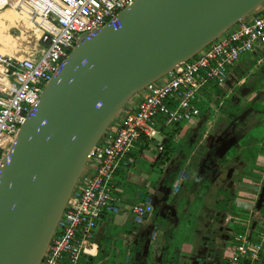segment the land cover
I'll use <instances>...</instances> for the list:
<instances>
[{"label": "water", "instance_id": "water-1", "mask_svg": "<svg viewBox=\"0 0 264 264\" xmlns=\"http://www.w3.org/2000/svg\"><path fill=\"white\" fill-rule=\"evenodd\" d=\"M254 11L264 0H135L83 35L3 156L0 264H41L91 151L132 96ZM263 204L264 181L257 209ZM207 240L209 255L193 264H219L216 234Z\"/></svg>", "mask_w": 264, "mask_h": 264}, {"label": "crops", "instance_id": "crops-1", "mask_svg": "<svg viewBox=\"0 0 264 264\" xmlns=\"http://www.w3.org/2000/svg\"><path fill=\"white\" fill-rule=\"evenodd\" d=\"M7 8L3 7L0 13L6 12ZM18 11L22 13L20 9ZM28 16L26 17L35 23L37 26L35 28L41 32L39 28L41 25L37 21L40 16L36 18L31 14ZM1 29L0 46L3 47L0 48V52L18 56L17 37L9 33L10 27ZM253 52L262 54L255 65L261 66L260 72L264 76V49ZM234 66V77L227 81L228 89L212 80L200 89L194 102L200 107L201 114L194 122L162 128L158 139L163 140V150L159 148L158 140L142 137L136 141L132 152L122 158L113 181V192L120 194L121 200L109 203L105 207L93 236L94 249L91 254H83L77 264L81 260L85 263L88 257L95 261L94 264H107L106 262L111 263V260H115L116 264H136V256L131 253L135 245L139 247L138 264L143 262L149 249L154 252L150 253L149 261L160 262L163 251H166L177 254L173 261L171 254L165 257L167 260L163 259L168 264H193L194 259L200 256L207 258L206 253L209 255L210 246L203 244L213 233L216 234L217 246L226 238L233 239L231 249L233 253L237 245L234 235L244 232L249 221L257 228L255 240H258L260 234L258 230H262V225L255 221L254 214L258 210L256 204L264 180L253 183L246 177V173L252 164L251 152L256 149V143L261 144V141H253L255 136L251 130L254 123L252 119L257 112L264 116V96L256 99L259 91H264V80H253L252 68L243 71L241 65ZM216 86L227 91L226 97L222 98L215 91ZM229 97H232L236 106L241 109L236 118H231L221 109L223 102ZM245 98H248L249 104L245 103ZM257 103H260L262 108L257 107ZM202 104L205 108L201 107ZM217 114L223 115V120L215 125V131H211L210 127L215 123H211L209 119ZM245 117L247 121L243 124L240 121ZM206 123H209V128L205 127ZM165 157L169 159L166 160ZM142 160L147 161L148 166H142ZM164 161H171L173 167L166 169ZM191 168L196 171L193 178L197 182L200 179L207 182L204 185L199 184L202 187H198V183L193 184L195 193L189 194L188 187V190L180 193L182 177ZM230 169L232 172L229 174ZM160 170L168 174L175 172L177 175L173 177L172 182L178 179V184L171 182L167 185L171 184L169 189L160 190L159 181L162 178ZM155 197L159 199L167 197V200L152 215L135 219L133 206L136 203L149 202ZM217 212L221 214L217 216ZM157 215L162 218L159 223ZM222 215L224 223H220ZM235 219L243 223L238 230L228 227V223ZM152 221L153 225L147 227L144 232L146 223ZM219 231L222 234H219ZM138 237H145V240L140 243ZM218 252L219 249L212 261L219 257Z\"/></svg>", "mask_w": 264, "mask_h": 264}, {"label": "built area", "instance_id": "built-area-1", "mask_svg": "<svg viewBox=\"0 0 264 264\" xmlns=\"http://www.w3.org/2000/svg\"><path fill=\"white\" fill-rule=\"evenodd\" d=\"M24 1V0H23ZM30 0L32 15L38 7L46 8L50 28L41 27L40 49L28 52L23 58L0 52V66L7 85L0 86V165L3 156L13 145L20 126L32 113L41 92L65 62L78 40L85 33L100 28L115 18L135 0ZM6 4H10L8 1ZM264 49V11L247 22H238L226 30L196 56L180 63L163 83L146 86V95L138 104L124 108L116 119V133L106 143L99 142L91 151L95 164L86 172L82 186L72 194L62 215L59 233L54 235L41 264H77L83 254H91L93 236L109 203L121 200L112 190L116 170L123 157L132 152L142 137L159 140L163 127L189 124L201 114L194 100L208 81L229 88L227 81L234 77L233 67L240 57ZM173 167L166 161L165 168ZM161 199L155 197L136 203L133 213L148 217ZM60 221V222H61ZM258 240L255 225L248 222L244 232L234 235L237 241L233 256L227 264H259L264 259V222L259 221ZM255 226V227H253ZM253 227V228H252Z\"/></svg>", "mask_w": 264, "mask_h": 264}, {"label": "rangeland", "instance_id": "rangeland-1", "mask_svg": "<svg viewBox=\"0 0 264 264\" xmlns=\"http://www.w3.org/2000/svg\"><path fill=\"white\" fill-rule=\"evenodd\" d=\"M43 1L49 7H52V6L57 7V5H55V3L51 0H43ZM65 1L67 2L69 0H65ZM29 2H30V0H24V1L23 0H16V5L18 7L17 9L21 10L25 5H30ZM6 6H11V5L6 4ZM2 9L3 8L0 7V10H2ZM38 9L42 13H46V10H47L43 6L38 7ZM31 10H33L32 7H31ZM15 13L17 14L16 15L17 18H19V25L10 27V29H8V31L14 37H17V40H18V45L16 47L17 54H18V56L22 55L21 58H23L25 56V55H23L24 53H28V52L33 51L35 49L41 48L39 36H40L42 31L40 32L39 29L35 28V27H37L35 25V23L30 28L22 25V22L25 19L30 21L27 17H29L28 16L29 14L32 15L31 12L30 13L25 12L24 13L25 15L21 14L20 16H18L17 10ZM257 13H258V11L251 12L249 15H247L246 17L241 19L239 22H242V23L247 22L250 17H252L253 15H255ZM38 16H40L39 18H37V21L39 22V20L41 19L40 13L37 14L36 16L32 15V17H35V18ZM39 28H41V27H39ZM85 34H83V35H85ZM261 55L262 54H255L254 52H247L240 57V59L236 62V65H241L243 71H245V70L249 71L248 69L252 68L253 74H252L251 78L253 80L263 81L264 76L260 72L261 66L255 65V64H257V59ZM2 69L3 68L0 67V71H2ZM168 77H169V75L167 73V74L161 76L158 80H156V82L158 84L163 83L164 81H166L168 79ZM219 88H220L219 86H216L215 91L218 92L222 98L226 97L227 91L225 92ZM146 93H147L146 89H142L139 92L135 93L132 96V98L129 100V102L124 106V108H127L130 104H138L140 101H142L144 99ZM245 99H246V102L245 101L244 102L249 104L248 98H245ZM219 101H220V99L217 101V103ZM223 117H224L223 115H219V114L212 115V117L209 120L211 123H215V124H212V126L210 127L209 123H206L205 127H207V128L210 127L211 131H215L216 130L215 125L220 124L223 120ZM252 121H254V123L252 125L253 129L251 131L253 132V136H255L253 138V141L254 142H260L261 141V144L256 143V146H257L256 149H258V150L253 149V151L251 152L252 164H250L251 167L248 169V172L246 173V177L248 179H250L253 183H258V182L264 180V135H263L264 134V116H263V114L261 112H257V114L255 115L254 119H252ZM115 124H116V120H113L111 122L110 126L108 127L107 132L101 138V140H100L101 143H106L108 141V138L112 137L116 133ZM94 164H95L94 158L90 157L88 159L87 164H86L85 172L81 175L80 180L77 184V187L75 188V191H77L82 186L83 181H84L85 176H86V172L88 171V169L90 167H93ZM141 165L142 166H148L147 161L142 160ZM159 172H160V174H162V178L159 181L160 190L169 189V187L173 183L178 184V182H179V181H177L178 179H174L172 182L173 177H175L177 175L175 172H171L170 174H168V172H165L162 170H160ZM195 173H196V171L193 168H191V170L184 177H182L183 179L181 178L183 180V183H182V186L180 188L181 189L180 193L185 192L186 189L188 190V188H189V194L195 193V190L193 188V184L198 183V187H202L199 184L204 185L207 182L203 179H200L197 182V180L195 178H193ZM164 180H166L165 183H164ZM169 183H171L170 186H167ZM200 189H202V188H200ZM254 189H256V187H254ZM112 190L114 191L113 187H112ZM157 217H158V223L161 222L162 218L159 217V215H157ZM134 218L139 219V217L136 215L134 216ZM254 219H255V221H260V222L263 221L264 222V204H263V207L261 209L256 211V213L254 214ZM60 224H62V221L60 222ZM60 224H59V227L57 228V230L60 229ZM242 224L243 223L241 221H238L237 219H235V221L228 223V227L229 228H235L236 230H238L239 228H241ZM219 234H222L221 231H219ZM255 238H256V236L253 237V240H255ZM233 242H234L233 239L226 238V239H224V241L219 246V252H218L219 253L218 254L219 255V258H218L219 264H227L228 260L233 256V253L231 251ZM79 264H84L83 260H81L79 262ZM259 264H264V260L261 261Z\"/></svg>", "mask_w": 264, "mask_h": 264}, {"label": "trees", "instance_id": "trees-1", "mask_svg": "<svg viewBox=\"0 0 264 264\" xmlns=\"http://www.w3.org/2000/svg\"><path fill=\"white\" fill-rule=\"evenodd\" d=\"M249 70V69H248ZM263 70H264V68H263ZM241 72H243V71H241ZM201 107H204L205 108V105H201ZM221 109H223L225 112H227L228 113V115H230V117L231 118H236L237 117V115H238V112H239V110H241L239 107H237L236 106V104H235V102H234V100H233V98L232 97H229V98H227L224 102H223V104H222V106H221ZM246 117L243 119V120H241L240 122H242L243 124H246ZM163 159H164V157H163ZM165 159L166 160H168L169 159V157L167 158V157H165ZM164 162H166V161H164ZM157 210V209H156ZM59 231H60V229H58L57 230V234L59 233ZM138 239H139V241L138 242H143L144 240H145V237H138ZM139 243V244H140ZM138 244V245H139ZM136 247H137V249H136ZM139 249V247L137 246V245H135V248H132L131 249V253H134L135 254V260H136V264H138V261L140 260V257L137 255V250ZM144 250V249H143ZM143 250H142V253H143ZM152 252V254H154V252H153V250L152 251H150V249H149V252L147 253V254H145V257H144V259H143V262H141V264H168L166 261H163V259L164 260H167L165 257L168 255V254H171V260L173 261V258H177V257H175V256H177V254H173V252L171 253H169V252H166V251H163V255H162V259H161V261L160 262H158V260L156 261V260H151V261H149V255H150V253ZM147 256V257H146ZM156 256V255H155ZM148 259V260H147ZM169 262V261H168ZM95 263V261H93L92 260V258L91 257H88L87 259H86V261H85V263L84 264H94ZM107 264H116V262H115V260H111V263L108 261V262H106ZM63 264H72V263H70V262H67V263H63ZM177 264V263H176Z\"/></svg>", "mask_w": 264, "mask_h": 264}, {"label": "bare ground", "instance_id": "bare-ground-1", "mask_svg": "<svg viewBox=\"0 0 264 264\" xmlns=\"http://www.w3.org/2000/svg\"><path fill=\"white\" fill-rule=\"evenodd\" d=\"M8 1H10L11 2V6H6V3L8 2ZM0 7H8L7 9V11L6 12H4V13H0V26H3V22L5 21V20H8V19H10V18H12V17H14V11H13V7H15L16 9H17V7H16V0H0ZM5 9V8H4ZM6 10V9H5ZM2 11V10H1ZM4 11V10H3ZM21 12L22 13H25V12H28V13H30L31 12V6L30 5H25L22 9H21ZM38 12L40 13V15H41V19L39 20V24L41 25V26H43V27H46V28H50L51 26H50V24H49V21L47 20V18H46V13H42L39 9H38ZM16 23H17V21H15ZM22 25H24V26H26V27H32V25H33V23H31L30 21H28L27 19H25L23 22H22ZM5 26H7V25H5ZM9 27H12V26H9ZM9 27H6V29L7 28H9ZM26 29V28H25ZM27 30V29H26ZM12 35V34H11ZM22 39V38H21ZM13 41V40H12ZM16 42H18L17 40H16ZM5 43V42H4ZM8 44H9V42H8ZM18 44V43H17ZM3 45V44H2ZM5 45V44H4ZM10 46V45H9ZM1 47H3V46H0V48ZM6 47V46H5ZM11 49V48H10ZM5 50V49H4ZM6 50H7V48H6ZM15 51V50H14ZM13 51V52H14ZM8 53V52H7ZM9 53H11V50H10V52ZM1 67V66H0ZM2 68V67H1ZM3 73V69H2V71H0V86H2V85H7V82H6V78H5V76L2 74ZM12 146V145H11Z\"/></svg>", "mask_w": 264, "mask_h": 264}, {"label": "flooded vegetation", "instance_id": "flooded-vegetation-1", "mask_svg": "<svg viewBox=\"0 0 264 264\" xmlns=\"http://www.w3.org/2000/svg\"><path fill=\"white\" fill-rule=\"evenodd\" d=\"M15 7H13V11H14V17H12V18H10V19H8V20H5L4 22H3V26H0V31L2 30L1 28H6V27H9V26H15V25H19V18H17V14L15 13L16 12V10H17V12H18V16H20L22 13H20V11H18V9H16ZM15 21H17V23L15 22ZM5 25H7V26H5ZM5 53V52H4ZM258 105H257V107H260V108H262V106L260 105V103H257ZM155 212V211H154ZM218 216V215H217ZM207 254V253H206ZM210 263H212L211 262V260H210Z\"/></svg>", "mask_w": 264, "mask_h": 264}]
</instances>
